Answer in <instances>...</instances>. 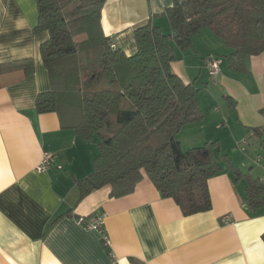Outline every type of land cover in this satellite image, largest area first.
Listing matches in <instances>:
<instances>
[{
    "label": "crops",
    "instance_id": "crops-1",
    "mask_svg": "<svg viewBox=\"0 0 264 264\" xmlns=\"http://www.w3.org/2000/svg\"><path fill=\"white\" fill-rule=\"evenodd\" d=\"M172 5L107 0L102 30L132 56L137 28L151 21L171 33L165 11ZM38 16L37 0H0V264H264V206L248 207L246 180L236 181L224 163L208 182L209 212L184 216L147 177L128 196L113 198L105 187L82 199L78 181L93 173L97 148L63 128L58 114L36 110L37 96L50 90L40 54L48 34L35 33ZM204 30L191 50L177 49L172 69L199 90L214 82L230 99L222 107L215 97L210 116L204 112V120L186 126L179 140L185 150L218 140L237 169L264 183V53L247 59L246 72L234 71L225 59L232 50ZM202 35L214 45L198 40ZM219 54L221 71L210 78L204 59ZM26 60L34 64L27 77ZM188 130L192 136L183 145ZM45 152L54 162L39 173ZM101 214H107L110 246L100 232L78 222Z\"/></svg>",
    "mask_w": 264,
    "mask_h": 264
},
{
    "label": "trees",
    "instance_id": "trees-1",
    "mask_svg": "<svg viewBox=\"0 0 264 264\" xmlns=\"http://www.w3.org/2000/svg\"><path fill=\"white\" fill-rule=\"evenodd\" d=\"M106 1L37 0L34 31L48 34L40 54L50 90L37 96L36 110L58 114L63 128L97 148L93 173L78 181L82 199L105 187L113 198L128 196L147 177L184 216L209 212L208 182L224 163L236 181L246 180L248 207L262 208L263 181L237 169L218 140L182 147L180 133L201 122L203 113L200 90L186 84L172 64L177 49L191 50L195 36L210 29L232 50L225 57L229 68L246 72L247 59L264 53V0H173L165 11L171 33L151 21L137 28L132 56L102 30ZM24 63L27 77L34 64Z\"/></svg>",
    "mask_w": 264,
    "mask_h": 264
},
{
    "label": "built area",
    "instance_id": "built-area-1",
    "mask_svg": "<svg viewBox=\"0 0 264 264\" xmlns=\"http://www.w3.org/2000/svg\"><path fill=\"white\" fill-rule=\"evenodd\" d=\"M204 69L207 71L210 78H215L219 75L221 71V61L216 56H208L204 59ZM246 144L245 140L242 141V147L241 151L245 150V147H243ZM54 162L53 155L50 152H45L43 154V158L41 163L36 168L37 172L43 173L48 171ZM107 217V214H101L97 217H95L92 220H87L85 218L79 219V224L85 229V230H94L100 232L104 237V242L106 246H110V241L105 233L104 229V223L105 219ZM226 220L230 221L229 217H226Z\"/></svg>",
    "mask_w": 264,
    "mask_h": 264
},
{
    "label": "rangeland",
    "instance_id": "rangeland-1",
    "mask_svg": "<svg viewBox=\"0 0 264 264\" xmlns=\"http://www.w3.org/2000/svg\"><path fill=\"white\" fill-rule=\"evenodd\" d=\"M208 30L221 42V39L218 38L210 29H207L204 31H208ZM198 40H200L201 42H203L206 45H209L210 47L214 45V43H210V41L207 39V37L205 35H202V37ZM220 47H221L220 44L217 43L215 49H220ZM219 55L220 56H218V57H220V59H222V57H221L222 54H219ZM214 56H216V55H214ZM201 86H202V84H201ZM205 86H204L205 87L204 89H202L198 92V101H199V105L202 109L203 120H204V112L209 117L210 112L214 111L215 104L217 103V101L215 100V97L218 98V100H220V102L222 103L221 104L222 107H223V104L226 103V99L223 97V91H221V89L218 88V86H215L214 82H210L209 84H207ZM223 133H228V132H226V130H223L221 134H223ZM183 136H184V140H182V141H183V145H185L186 140L189 139L190 136H192V133L190 130H188Z\"/></svg>",
    "mask_w": 264,
    "mask_h": 264
}]
</instances>
